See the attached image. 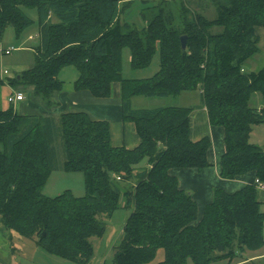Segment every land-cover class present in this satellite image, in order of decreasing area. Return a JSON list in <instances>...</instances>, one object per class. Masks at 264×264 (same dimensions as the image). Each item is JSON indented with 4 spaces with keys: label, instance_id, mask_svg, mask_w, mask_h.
I'll list each match as a JSON object with an SVG mask.
<instances>
[{
    "label": "trees",
    "instance_id": "trees-1",
    "mask_svg": "<svg viewBox=\"0 0 264 264\" xmlns=\"http://www.w3.org/2000/svg\"><path fill=\"white\" fill-rule=\"evenodd\" d=\"M210 1L213 20L192 11L185 0H157L144 9L150 12L141 14L144 27L136 30L119 21L121 0H0V40L9 26L18 37L32 23L23 9L34 8L40 41L33 65L8 84L32 87L33 95L51 106L52 95L62 88L57 76L63 67L78 72L75 91L98 99L107 98L111 84L118 83L122 119L134 124L140 140L133 149L113 147L108 124L83 112L54 118L0 110L3 231L35 239L69 263L89 264L91 239L104 233V220L122 196L131 213L113 247L112 264H148L158 251L163 259L157 264H211L263 245L264 203L258 201L257 183L264 186V146L249 140L252 126L264 125V66L249 73L244 66L260 53L256 30L264 29V0ZM124 48L135 70L148 67L158 52L157 73L124 79ZM191 91L201 93L210 125L224 130L220 178L256 177L255 184L232 194L215 189L197 225L195 202L169 171L207 168L209 139L190 140V108L131 106L133 97ZM254 94L260 95V108L250 105ZM56 139L63 170L83 176V197L69 191L54 198L42 194ZM143 161L146 167L138 168Z\"/></svg>",
    "mask_w": 264,
    "mask_h": 264
},
{
    "label": "rangeland",
    "instance_id": "rangeland-1",
    "mask_svg": "<svg viewBox=\"0 0 264 264\" xmlns=\"http://www.w3.org/2000/svg\"><path fill=\"white\" fill-rule=\"evenodd\" d=\"M190 9L207 20H213L216 17V11L210 0H185ZM157 0H121L119 9V21L121 24H127L131 29L140 30L144 27L141 14L149 13L144 10L155 4ZM26 17L31 20V24L25 28L18 37L12 27H6L3 31L0 44L1 48H14L8 55H1L2 70H6V78L14 77L15 74L21 73L23 68H16V65H23L24 71L30 68L34 63V50L39 46L37 11L34 8L23 9ZM55 20H53V23ZM129 28V29H130ZM260 30L259 48L260 53L249 60L244 66L246 72L256 71L264 66V29ZM217 29H214V32ZM123 33H127L124 29ZM159 69V55L156 52L148 67L140 70L132 69L130 66V52L128 48L122 50L121 55V74L124 79H147L153 77ZM77 77V71L71 67H63L58 73V80L70 81ZM7 82V81H6ZM18 86V85H16ZM16 86H11L16 88ZM198 94L199 91H195ZM24 99L26 94L22 93ZM177 97L169 96L166 98L158 97H138L133 101V109H156L176 105ZM250 105L253 108L261 106L259 94L252 95ZM13 109V108H12ZM14 112V110H13ZM249 142L253 145L264 146V126H252V132ZM50 175L42 189V194L47 198H54L65 191H69L74 197L80 198L85 195L84 180L80 173H67L63 170V152L61 142L56 139L52 144V150L49 152ZM146 163L143 161L138 168H145ZM120 187L123 184L120 183ZM264 209V207H262ZM131 210L123 207L122 196L119 198V206L113 212L110 218L105 219V230L100 237L91 239L93 245V254L89 264H112L113 247H116L122 238V229L130 215ZM6 242L8 243L9 252L12 255V264H74L64 261L63 259L42 249L36 244L35 239L21 238L16 234L3 231ZM262 239L264 242V223L262 228ZM4 249V247H3ZM4 251V250H3ZM163 259L162 251H158L155 259L148 264H157ZM244 261L242 264H264V243L259 248L245 249L243 253L233 260H219L211 264H236ZM187 264H192L190 261Z\"/></svg>",
    "mask_w": 264,
    "mask_h": 264
},
{
    "label": "crops",
    "instance_id": "crops-1",
    "mask_svg": "<svg viewBox=\"0 0 264 264\" xmlns=\"http://www.w3.org/2000/svg\"><path fill=\"white\" fill-rule=\"evenodd\" d=\"M261 29L256 33L260 36ZM2 45L0 44V48ZM4 48V47H3ZM264 50V45L262 46ZM0 54V110L5 111L13 108L19 115H34L42 117H58L67 113L83 112L91 120L103 121L108 124L110 143L113 147H125L133 149L138 146L140 140L135 132L132 122H124L122 119L120 85L113 83L110 86V94L107 98L98 99L93 97L88 91H75L73 84L78 78L74 77L70 81H61L62 88L52 95V105L47 106L40 98L33 95V88L18 85L12 88L8 82L11 78H6L3 74ZM16 68H23V65H16ZM75 69V68H74ZM78 74V72H77ZM25 93L26 99L8 104L7 97L11 94ZM176 105L169 107L190 108L189 116V138L191 141H199L208 138L210 147L206 154L209 166L202 171L195 169H171L169 174L177 180L179 189L190 194L196 204L197 215L193 225H197L203 216V210L208 205L215 189L223 190L228 194L235 193L246 185L256 183L254 173H248L234 180H224L220 178V160L226 149L224 144V130L221 127L211 126L208 121L206 109L202 103L201 93L195 91L178 94ZM138 97L131 99L133 101ZM260 108V106L258 107ZM264 126V125H263ZM251 136V135H250ZM258 201L264 203V189L258 192ZM4 247V249H3ZM4 250V251H3ZM240 261L236 264H242ZM0 264H12V255L9 252L8 243L0 228Z\"/></svg>",
    "mask_w": 264,
    "mask_h": 264
},
{
    "label": "built area",
    "instance_id": "built-area-1",
    "mask_svg": "<svg viewBox=\"0 0 264 264\" xmlns=\"http://www.w3.org/2000/svg\"><path fill=\"white\" fill-rule=\"evenodd\" d=\"M12 51H14L13 47L7 48V49H3L0 48V54L1 55H8L10 54ZM3 74L6 76L8 75V72L6 70H3ZM24 99L23 95L21 93H16V94H11L7 97V102L8 104H12L14 102H18V101H22ZM118 180V178H117ZM257 187L259 190H263L264 186L260 183H257Z\"/></svg>",
    "mask_w": 264,
    "mask_h": 264
},
{
    "label": "water",
    "instance_id": "water-1",
    "mask_svg": "<svg viewBox=\"0 0 264 264\" xmlns=\"http://www.w3.org/2000/svg\"><path fill=\"white\" fill-rule=\"evenodd\" d=\"M185 41H186V38L184 36H182L180 38V46H181V49H185Z\"/></svg>",
    "mask_w": 264,
    "mask_h": 264
}]
</instances>
